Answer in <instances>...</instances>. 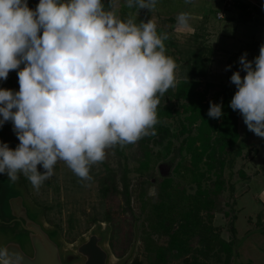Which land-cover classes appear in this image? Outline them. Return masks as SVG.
<instances>
[{"label": "rangeland", "instance_id": "obj_1", "mask_svg": "<svg viewBox=\"0 0 264 264\" xmlns=\"http://www.w3.org/2000/svg\"><path fill=\"white\" fill-rule=\"evenodd\" d=\"M235 1L157 0L154 11L129 9L126 0H103V3L106 9L111 7L122 19L129 13L136 17L137 23L153 19L158 33H168L169 38L164 43L166 54L177 65L176 80L198 79V89L205 91L206 101L212 102L220 86L238 90L231 82V76L236 71H240L242 77L246 75L239 62L241 56L247 53V59L252 60V48L244 45V37L248 41L257 37L258 26L262 25L259 23L264 20L261 7L262 14L258 12L257 15L262 17L258 20L251 1L243 0L249 5L251 14ZM27 3L35 10L39 0H27ZM235 9L248 15L244 18L248 23L244 25L247 27L243 38L242 35L238 37L239 32H243L239 30L240 25L236 23V28L235 21L226 24L230 18L236 19ZM182 12L190 17L187 27L177 23L176 18ZM199 46L206 49L202 57H208L211 47L210 61L205 63L203 76L191 72L192 55ZM259 48L260 45L256 47L258 51ZM24 66L22 64L21 69ZM19 70L10 71L7 80H0V88L18 92ZM174 89L170 88L159 104L160 109L170 107L168 116L162 115L157 123L168 129L167 134L161 137L156 133L150 139L147 136L135 144L108 149L106 159L91 167V180H81L63 161L57 162L54 175L38 191L22 174L13 183L6 173H0V247L12 236L3 229L5 224L1 221L4 196L20 191L24 203L44 229L54 234L65 253L73 251L89 234L96 232L102 234L101 244L108 253V264H190L193 260L222 264L224 259L226 264H264V221L259 218L264 214H260L263 204L254 202L264 186V143L259 146V156L251 163L245 154V146L240 155L235 153L237 148L240 149L238 143H228L224 149L215 146L212 167L208 166L210 159L207 157L199 163L202 175L198 176V184L193 178L189 152L178 149L186 137L196 133L198 121L188 122L189 111L183 107L187 102L183 98L170 97ZM238 114V131L243 133L244 117L240 112ZM183 126L187 128L185 133L180 132ZM251 136L255 137L253 131L245 136L249 152L251 144L255 143ZM0 142L7 143L13 150L19 145L11 121L0 127ZM145 148L149 149V154L146 167H142L139 163L144 159ZM165 161H170L171 167L169 174L162 176L158 166ZM244 167L249 175L242 177L239 170ZM256 168H260V173L254 174ZM38 170L45 171L42 165H38ZM163 177H170V187L166 194L160 195L158 185ZM202 189L209 201L198 208L194 216H183L182 209L189 208L190 200L199 197ZM188 199L189 204H185ZM159 200L165 204L163 216L155 206ZM182 226L185 231H179ZM178 231V241L173 242L172 236ZM224 241L229 243V252L222 247ZM68 264L82 262L76 260Z\"/></svg>", "mask_w": 264, "mask_h": 264}, {"label": "clouds", "instance_id": "obj_2", "mask_svg": "<svg viewBox=\"0 0 264 264\" xmlns=\"http://www.w3.org/2000/svg\"><path fill=\"white\" fill-rule=\"evenodd\" d=\"M156 4L126 0L129 9ZM176 19L187 27L190 17ZM168 38L153 19H122L103 0H39L35 10L27 0H0V80L20 69L18 92L0 88V127L11 121L20 141L15 150L0 142V173L13 183L22 174L38 191L63 161L88 181L108 149L156 135L160 98L177 84ZM239 62L246 75L231 76L238 90L230 107L264 138V44L254 61L245 53ZM222 115V105L211 103L208 116ZM23 262L20 252L0 247V264Z\"/></svg>", "mask_w": 264, "mask_h": 264}, {"label": "trees", "instance_id": "obj_3", "mask_svg": "<svg viewBox=\"0 0 264 264\" xmlns=\"http://www.w3.org/2000/svg\"><path fill=\"white\" fill-rule=\"evenodd\" d=\"M241 4L242 7L246 11L251 14V10L249 9V5H247L244 2H241L239 0L235 1V4ZM256 12L262 13L258 8H254ZM244 18H247V13L242 14ZM207 19V18H206ZM254 44L255 47L256 42L249 43L247 45V48L251 47ZM205 47L199 46V49L193 52V62H192V67H191V72H197V73H202V76L205 73L206 70V61H210V54H211V47L209 46L208 48V57L203 55L202 53L204 52ZM206 51V49H205ZM210 53V54H209ZM204 60H203V59ZM252 59L255 60V57ZM253 60V61H254ZM251 61V60H250ZM210 85L212 83H209ZM200 85V81L198 79H180L177 81L176 87L174 90H171L170 92V97H178V98H183L186 100V104H183V107L185 110L189 111L188 114L186 115V119L190 124H194L195 120L198 121V125L196 127V133L194 135L186 137L184 140V143L179 145L178 149L180 150L183 148L184 150L189 152V159L190 163L193 166V178L198 182V176L202 175V171L198 169L199 163L202 160V158L207 157L210 159L208 161V166L212 167L214 159V148L215 146L221 149H224L226 144L228 143H238V147L240 149H236V155H240L242 147L244 145V139L241 135V133L238 131V123H237V118L239 116L238 110H233L230 107L231 100L234 97L236 93L235 88H230L227 87L226 85L220 86L218 89V95L215 96V99L212 102L206 101V95L205 91L199 90L198 86ZM214 85V84H213ZM211 103H216L219 105H222V113L223 115L220 117V119H213L208 116V111L211 106ZM164 109V110H163ZM163 109H160L158 106L157 113H158V118H160L162 115L163 116H168L170 113V107H165ZM187 130L186 126H183L180 129V132L185 133ZM155 131L157 134H160L161 137H164L165 134H167L168 129L160 126H155ZM162 133V134H161ZM215 133V135H213ZM213 135V136H212ZM150 137L153 136H148ZM213 142L217 143L218 145H215ZM171 143L169 142L167 144V147L169 148ZM148 154H149V149L145 148L143 150V155L144 159L140 161L139 165L142 167H146L147 165V159H148ZM220 164H223L220 160ZM174 168V167H173ZM196 169V171L194 170ZM242 173H244L243 169L239 170ZM220 172V171H218ZM217 173V172H215ZM199 184V182H198ZM170 187V177H163L161 181L159 182L158 185V192L161 194H166L168 191V188ZM199 197H195L190 200V203L192 204L191 206L189 205V208L187 209H182L181 213L183 216L190 218L196 214V210L198 208H202L206 205V203L209 201L207 197V193L202 189V191L199 194ZM189 199L186 200L185 204L188 203ZM163 201L159 200V202L155 205L157 206L158 210L161 212L163 216V212H165V204L162 203ZM164 204V205H163ZM161 216V215H160ZM185 231V226H182V229L179 231ZM179 231L176 233V235L172 236V241L176 242L177 240V235ZM204 241V245H205ZM172 246H176L174 243H172ZM222 247L229 252L230 251V246L227 241L222 243ZM190 264H205L204 262L200 261H191ZM222 264H226V260L222 262Z\"/></svg>", "mask_w": 264, "mask_h": 264}, {"label": "water", "instance_id": "obj_4", "mask_svg": "<svg viewBox=\"0 0 264 264\" xmlns=\"http://www.w3.org/2000/svg\"><path fill=\"white\" fill-rule=\"evenodd\" d=\"M170 167V161L160 163L158 166L160 175L167 176ZM4 200L8 203L12 215L19 218L20 226L29 232L30 255L15 244L8 243L3 246H9L10 250L23 254V264H68L76 260H80L82 264H108V253L101 244L102 234L96 232L89 234L73 251L65 253L54 239V234H48L36 219L35 213L30 219H25V222L21 221L20 217L26 218L21 194H7Z\"/></svg>", "mask_w": 264, "mask_h": 264}, {"label": "crops", "instance_id": "obj_5", "mask_svg": "<svg viewBox=\"0 0 264 264\" xmlns=\"http://www.w3.org/2000/svg\"><path fill=\"white\" fill-rule=\"evenodd\" d=\"M239 1H241V2H243V0H239ZM249 1H251L252 2V4H253V7H256V8H258L259 9V7H261L260 9H264V0H249ZM238 9V8H237ZM237 9H235L233 12H234V17H236V19L235 18H230L229 20H228V23H226V24H228V25H230L229 23H231V22H234L235 21V27L237 28V26H236V23H237V25L239 26V30L240 29H242L243 30V32H239V35H238V37L240 38V36L242 35V38L245 36L244 34H245V29H246V27L247 26H244L245 24L247 25V20H245L244 19V17H243V15L241 14V12L240 13H238L237 12ZM256 13V16H258L257 15V13L258 12H256V10L254 11V14ZM224 14H226L225 12H224ZM253 14V15H254ZM262 14V13H261ZM260 14V16H258V20H259V17L261 18L262 17V15ZM221 16H222V14H221ZM255 18V17H254ZM232 19H234V20H232ZM259 24H262L261 26H258L259 27V29H258V31H256L257 32V37H251L250 39L251 40H247L246 39V37H244L245 39V41H244V45L247 47V45L249 44V43H251L252 44V42L254 43V42H256V40L255 39H257L258 40V42H256L257 44L256 45H262V44H264V20L263 21H261V23H259ZM227 25V26H228ZM262 26H263V28H262ZM252 29V28H251ZM235 33V32H234ZM242 44H243V42H242ZM247 44V45H246ZM251 50H252V57L251 58H253V57H258V55H259V51L256 49V47L254 46V44L251 46ZM260 49V48H259ZM254 59H252L251 61H253ZM254 66V65H253ZM244 129H243V133H241L240 131V133H241V135H242V137H243V139H244V145H245V147L248 149V147H247V143L245 142V140L247 139V137H245V136H248L249 135V132H251L249 129H248V127H247V125L245 124V126L243 127ZM251 137H253L254 139H255V143L253 142L252 144H251V146L252 147H250V152L247 150V149H245V154H247V158H249V161L248 162H250L251 163V161H252V159L255 157V156H259V146L261 145V147H262V145H263V143H264V138H262V137H259V136H257L256 134H255V137L254 136H251ZM253 167V166H252ZM251 167V168H252ZM250 168V169H251ZM247 169H245V167L243 168V171H244V173H242L241 171H240V175L242 176V177H245V176H248L249 174H248V172L246 171ZM258 173H260V168H256L255 169V172H254V174H258ZM245 190H246V188H245ZM255 200L257 201V202H259V203H262L263 205V207H262V211L260 212V214L261 213H263L264 212V186H263V188L260 190V192H258L257 193V196H255V199H254V202H255ZM260 216V215H259ZM259 218H261V221L263 220L264 221V214L263 215H261V217H259Z\"/></svg>", "mask_w": 264, "mask_h": 264}, {"label": "flooded vegetation", "instance_id": "obj_6", "mask_svg": "<svg viewBox=\"0 0 264 264\" xmlns=\"http://www.w3.org/2000/svg\"><path fill=\"white\" fill-rule=\"evenodd\" d=\"M7 194H10V195L21 194L23 196V194L20 191H13V194H11L10 192ZM7 194H5V196ZM24 201H25V199L23 196V205L25 207V210L23 212H25L24 215L26 218H24V217L23 218L20 217V218H21V221L25 222V219H30V216L33 215L34 212L30 209V207L27 204L24 203ZM4 207H5L4 212H3L4 214H3L2 220H1L2 223L5 224V227L3 229H7L12 234V236L10 238H7L4 241L3 246L8 244V243L15 244L18 247H20L25 253L30 255L29 232L27 230H25L22 226H20V222L18 221L19 218L12 215L11 210L8 206V203L4 202ZM45 230L48 232V234H50V231H48L47 229H45ZM54 239L56 240L57 244L60 246L59 241L56 238H54Z\"/></svg>", "mask_w": 264, "mask_h": 264}, {"label": "built area", "instance_id": "obj_7", "mask_svg": "<svg viewBox=\"0 0 264 264\" xmlns=\"http://www.w3.org/2000/svg\"><path fill=\"white\" fill-rule=\"evenodd\" d=\"M218 15H219V16H221V14H220V13H218Z\"/></svg>", "mask_w": 264, "mask_h": 264}]
</instances>
